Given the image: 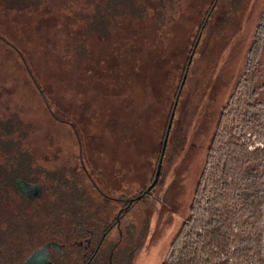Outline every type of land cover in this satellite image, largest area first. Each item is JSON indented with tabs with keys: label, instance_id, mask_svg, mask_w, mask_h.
Segmentation results:
<instances>
[{
	"label": "rangeland",
	"instance_id": "374dc122",
	"mask_svg": "<svg viewBox=\"0 0 264 264\" xmlns=\"http://www.w3.org/2000/svg\"><path fill=\"white\" fill-rule=\"evenodd\" d=\"M213 2L0 0V124L19 120L3 132L13 142L22 134L18 149L36 167L80 179L79 190L106 206L112 203L104 197L131 199L150 184L174 95L192 57L163 161V186L122 222L135 223L138 234L148 220L134 264L167 260L190 216L217 133L237 137L240 148L264 145V118L243 125L246 97L238 88L264 0H217L191 55ZM262 39L254 102L264 108ZM236 152L238 168L253 166ZM63 189L74 200L51 198V220L82 203L75 200L74 184ZM235 232L236 221L231 237ZM68 252L77 253V247Z\"/></svg>",
	"mask_w": 264,
	"mask_h": 264
},
{
	"label": "trees",
	"instance_id": "16d2710c",
	"mask_svg": "<svg viewBox=\"0 0 264 264\" xmlns=\"http://www.w3.org/2000/svg\"><path fill=\"white\" fill-rule=\"evenodd\" d=\"M216 1L206 13L191 55L198 46ZM263 29L264 17L258 27L259 35L250 53L247 71L238 83V88H244L246 97L242 106L245 127L264 118V108L254 102L258 95L255 82L259 76V57L264 37L260 33ZM34 82L37 85L36 80ZM227 108L224 109L222 119ZM171 111L172 108L162 144ZM222 119L220 124L223 123ZM7 123L0 124L3 125L0 127V264H23L28 256L48 241L60 239L65 234V229H59V221L64 216L54 215L51 220L48 206L54 198L63 204H66L62 201L66 196V199L74 200L73 197L69 198L72 193L70 195L68 190L63 189L74 182H69L72 177L67 172L36 167L31 156L18 149L20 145H17L26 137L21 134L13 142L14 139L3 132L12 129V125H18L19 120ZM237 150H240L246 162L253 164L252 167L238 168ZM18 181L39 185L40 193L34 197L25 195L19 190ZM59 207L62 208V205ZM67 207L70 209L69 205ZM190 210V216L173 240L170 254L163 264H232L229 257L235 264H264V145L252 150L249 147L240 148L237 137H222L217 133ZM235 221L237 232L231 237L230 231ZM227 255L229 257L224 260L223 257ZM81 257L79 254L74 264H80L78 259ZM58 262L72 264L64 260V257Z\"/></svg>",
	"mask_w": 264,
	"mask_h": 264
},
{
	"label": "flooded vegetation",
	"instance_id": "af4514ba",
	"mask_svg": "<svg viewBox=\"0 0 264 264\" xmlns=\"http://www.w3.org/2000/svg\"><path fill=\"white\" fill-rule=\"evenodd\" d=\"M157 166L158 163L150 184L134 198L115 199L109 196L104 197L111 201L112 206L99 203L94 194H87L83 188L79 190L78 181L80 179L72 177L69 182H74L79 196L75 200L82 203L79 210H71L70 206V209L63 214L64 217L60 219L59 229H65V236L63 235L57 240H50L44 245H59V249L54 247L49 249V259L54 264H60L58 260L60 261L64 257V260L68 263L74 264V259L81 254V259H78L80 264H134L135 259H137L136 256L139 255L146 239L149 226V224L147 225L148 220L147 223L145 221L143 224L146 229L143 230L142 226V231L138 234H136L137 225L135 223L126 224L125 227H122V222L135 205L154 198L156 189L163 186L165 174L162 167L158 183L147 193V189L154 180ZM21 186L24 189L22 193L29 197L38 195L41 190L37 184L22 183ZM96 190L101 192L100 189H96L94 186L93 191ZM69 197H73V195ZM114 232L117 233L116 239L111 240L110 237ZM74 247H77L78 252L69 253L68 248L73 249Z\"/></svg>",
	"mask_w": 264,
	"mask_h": 264
},
{
	"label": "water",
	"instance_id": "95a60500",
	"mask_svg": "<svg viewBox=\"0 0 264 264\" xmlns=\"http://www.w3.org/2000/svg\"><path fill=\"white\" fill-rule=\"evenodd\" d=\"M191 63H192V57H190L189 62L187 64V67H186V70H185V75L183 77L180 90L177 93V96H176V99H175V102H174V105H173V108H172V111H171V115H170L169 122H168V125H167V128H166L165 137H164V141H163V145H162V149H161V153H160V157H159V161H158L156 174H155V177H154V180H153L152 184L147 189V193L150 192L156 186V184L158 183V180L160 178L161 169L163 167V161H164L166 149H167V146H168L171 129L173 127L174 118H175V115H176V110H177V107H178L180 95H181V92H182V88L184 87V84L186 82L187 72H188V69L190 68ZM21 184H22V182L18 181L17 186H18V188H19V190L21 192H24V189L22 188ZM51 247L59 249V245H57V244H47L46 246L36 250L30 256H28L26 258V260L24 261V264H54L49 259V249Z\"/></svg>",
	"mask_w": 264,
	"mask_h": 264
}]
</instances>
